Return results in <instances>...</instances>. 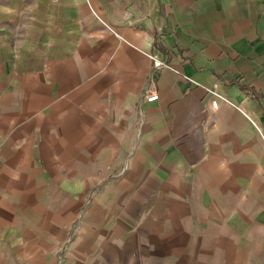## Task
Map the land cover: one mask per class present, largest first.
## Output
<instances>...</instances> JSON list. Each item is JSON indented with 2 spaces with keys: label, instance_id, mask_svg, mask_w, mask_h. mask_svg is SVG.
<instances>
[{
  "label": "crops",
  "instance_id": "obj_1",
  "mask_svg": "<svg viewBox=\"0 0 264 264\" xmlns=\"http://www.w3.org/2000/svg\"><path fill=\"white\" fill-rule=\"evenodd\" d=\"M0 264H264V0H0Z\"/></svg>",
  "mask_w": 264,
  "mask_h": 264
},
{
  "label": "built area",
  "instance_id": "obj_2",
  "mask_svg": "<svg viewBox=\"0 0 264 264\" xmlns=\"http://www.w3.org/2000/svg\"><path fill=\"white\" fill-rule=\"evenodd\" d=\"M153 58V65L154 67H162L165 65V63L163 61H161L160 59H156L154 57ZM220 97V95L215 94L214 99L211 101V105L212 107L215 109L217 108L218 105V98ZM158 98V92L155 89H149L147 90L144 95H143V99L147 102H151L154 101Z\"/></svg>",
  "mask_w": 264,
  "mask_h": 264
}]
</instances>
